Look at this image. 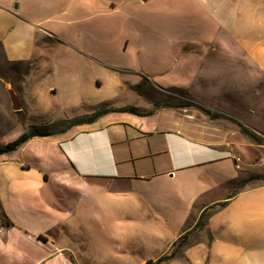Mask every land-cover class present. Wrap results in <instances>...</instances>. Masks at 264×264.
Instances as JSON below:
<instances>
[{
	"label": "crops",
	"instance_id": "obj_1",
	"mask_svg": "<svg viewBox=\"0 0 264 264\" xmlns=\"http://www.w3.org/2000/svg\"><path fill=\"white\" fill-rule=\"evenodd\" d=\"M0 56L29 65L20 117L0 103V137L28 117L152 111L0 155V264L155 261L222 203L168 264H264V179L249 154L264 141L242 131L263 140L264 0H0ZM138 227L157 238L139 255Z\"/></svg>",
	"mask_w": 264,
	"mask_h": 264
},
{
	"label": "trees",
	"instance_id": "obj_2",
	"mask_svg": "<svg viewBox=\"0 0 264 264\" xmlns=\"http://www.w3.org/2000/svg\"><path fill=\"white\" fill-rule=\"evenodd\" d=\"M202 109L208 114H210L213 118H218L220 116V114L214 113L211 110L206 109L204 107H202ZM111 111H126V112H131L137 115H141V116H146L152 113V111H146L136 106H125V107L118 108V109L103 107L93 114L78 116V117H74L71 119H61V120H57V121H54L51 123H45V124H31L17 139L11 142H8L4 145H0V155L17 150L27 141H29L30 139L36 136H51V135H55L61 132H66L67 130H69L70 128L76 125L93 123L100 116L108 112H111ZM242 131L243 133L250 136V138L255 140L257 143H263V140L255 132L251 131L250 129L242 126ZM259 178L264 179V175ZM225 205L226 203H222L218 206L217 209L214 208V210L212 211H207V210L204 211L196 227L194 228V230L197 228L204 227L206 225L205 220L208 217H210L213 213H215L216 210L223 208ZM192 232L193 230L184 233L177 241L174 242L173 246L167 253L161 255L155 261L149 260L147 264H168L169 262L174 260L179 255V252L181 251V249L187 245Z\"/></svg>",
	"mask_w": 264,
	"mask_h": 264
},
{
	"label": "rangeland",
	"instance_id": "obj_3",
	"mask_svg": "<svg viewBox=\"0 0 264 264\" xmlns=\"http://www.w3.org/2000/svg\"><path fill=\"white\" fill-rule=\"evenodd\" d=\"M28 66H29L28 64L8 63L0 56V103H4V104L7 105V109H8V111L11 114L12 117H16V116L20 117V113L16 112L13 109L12 97H11V94H10V89L15 91V89L20 87L21 82L23 80L22 73H23V71L25 69H28ZM25 87L26 88H30V85L29 86H25ZM26 99H27L29 107H33L36 103H38V100L34 97V94L28 93L26 95ZM52 103L53 104H60L58 99H56L55 97H52ZM15 119H17V118H15ZM32 122H33L32 118H29V117L26 118L24 121H21V120L18 121V122L16 121L13 124V126L11 127L10 131L7 134L2 135L0 137V145L5 143V141H7V140H15V139H17L32 124ZM263 141H264V137H263ZM263 147L259 148V150H256L254 148L249 147V154H253L254 156H257L255 161L251 162V164L258 163V165L260 166L258 171L262 172L260 175H264V148ZM253 175H256V174H253ZM253 175H250L249 177H251ZM111 208H112V206H111ZM152 210H153V208H152ZM153 212H154V214H156V212L154 210H153ZM124 221H129V220L121 219V223L124 222ZM115 223H117V221H115ZM108 225H109L107 227V231L108 232L113 233V232H115V230L116 231L118 230L117 227H114L113 219H110L108 221ZM198 230L199 229H195L192 232L187 245L184 246L181 249V251L179 252V255L182 254V252L184 251V249L187 246H189L192 243H194L197 240H199L200 236L197 233ZM137 234L138 235H136L134 239H131V242L134 243V245L136 247L137 255H139V252H140L141 248L143 247V243L146 240H150V241L152 240L154 242V241L157 240V238L156 237H144V235H143L142 231L139 229V227H138V230H137ZM147 248H149V247L145 246V250ZM138 264H147V261H144V262L143 261H139Z\"/></svg>",
	"mask_w": 264,
	"mask_h": 264
},
{
	"label": "water",
	"instance_id": "obj_4",
	"mask_svg": "<svg viewBox=\"0 0 264 264\" xmlns=\"http://www.w3.org/2000/svg\"><path fill=\"white\" fill-rule=\"evenodd\" d=\"M10 94H11V97H12V102L14 104V109L15 110L19 109L18 98H17V95H16L15 91L10 89Z\"/></svg>",
	"mask_w": 264,
	"mask_h": 264
}]
</instances>
